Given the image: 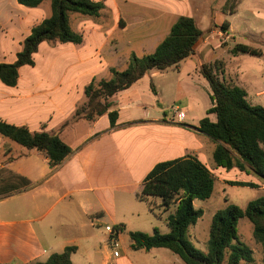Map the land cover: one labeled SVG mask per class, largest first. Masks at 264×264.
<instances>
[{
	"label": "crops",
	"instance_id": "crops-1",
	"mask_svg": "<svg viewBox=\"0 0 264 264\" xmlns=\"http://www.w3.org/2000/svg\"><path fill=\"white\" fill-rule=\"evenodd\" d=\"M92 1L105 5L100 17L82 15L72 20L82 44L44 42L33 56L34 66L19 69L16 86L0 82L1 122L31 133H56L72 150L52 169L46 155L28 151L0 134V264L46 262L68 247L77 249L72 264H83L78 255L92 248L94 234L106 232V225L124 227L117 236L119 246L125 232H147L141 204L152 197L141 200L140 195L145 178L159 163L191 157L216 182L226 184L235 177L215 164V143L199 131L205 117L217 120L215 114H207L213 102L200 67L222 62L221 75L225 73L223 60L207 62V58L227 45L232 24L228 22L225 33L223 17L220 24L209 23L206 31L199 27L204 37L194 55L177 69L153 71L110 98V112L118 113L112 127L108 114L95 121L74 119L88 103L86 87L110 80L112 68L124 71L132 54L154 53L180 17L193 18L198 26L210 19L204 5L196 7L192 0ZM51 14L50 0L37 8H26L18 0H0V64L15 63L23 42ZM136 44L143 54H122L125 46ZM59 65L62 70L56 71ZM157 78L161 85H154ZM149 81L153 82L151 90L146 88ZM166 88L175 93L173 99L167 100ZM241 88L248 99V90ZM253 97L256 102L250 104L264 107V91L255 90ZM174 106L185 112L181 122L169 113ZM105 236L106 242L95 248L104 254L101 264H132L127 255L133 250L131 240L124 256L115 258L110 235L106 232Z\"/></svg>",
	"mask_w": 264,
	"mask_h": 264
},
{
	"label": "trees",
	"instance_id": "trees-1",
	"mask_svg": "<svg viewBox=\"0 0 264 264\" xmlns=\"http://www.w3.org/2000/svg\"><path fill=\"white\" fill-rule=\"evenodd\" d=\"M44 1L46 0H18V3L26 8H37ZM50 1L51 16L32 30L31 35L23 42L16 62L0 64V82L4 85H17L19 69L34 66L33 56L42 43L82 44V35L71 28V14L98 18L105 9L103 3L92 0ZM235 1L229 0L226 10L233 11ZM228 29L229 23L225 22L221 30L225 33ZM204 35L193 18L180 17L154 53L143 57L132 54L124 71L112 68L113 77L110 80L98 84L92 82L87 86L85 95L88 103L77 111L74 119L95 121L108 114L111 126L115 127L118 113L110 112V98L128 90L153 71L177 69L182 62L194 55L195 48ZM230 53L234 56H262L261 51L242 44H237ZM222 72V62L200 67V74L210 86L213 102V107L207 114H215L217 120L212 122L209 117H205L200 122L199 131L215 143L213 159L218 167L253 172L264 180V107L250 104L243 88L223 82L220 79ZM0 134L28 151L46 155L52 169L58 168L72 154L71 148L56 133H31L27 128L0 121ZM230 184L256 186L240 182ZM215 186L213 174L196 158L157 164L145 178L140 198L146 200L158 197L166 209L174 204L177 206L175 214L169 215L166 220L170 233L164 235L157 229L153 234L131 232L129 236L132 249H167L185 264H253L254 251L239 243L238 225L241 219L247 218L253 225L254 240L264 247V196L249 202L245 209L229 204L218 211L212 219L207 253L198 250L189 239L191 227L203 216V211L196 209L195 201L211 199ZM115 228L120 232L124 230L122 225ZM76 250V247H68L61 254L51 255L46 262L30 264H72L71 256Z\"/></svg>",
	"mask_w": 264,
	"mask_h": 264
},
{
	"label": "rangeland",
	"instance_id": "rangeland-1",
	"mask_svg": "<svg viewBox=\"0 0 264 264\" xmlns=\"http://www.w3.org/2000/svg\"><path fill=\"white\" fill-rule=\"evenodd\" d=\"M228 1L229 0H192L196 7L204 5L206 16L210 19L208 23L205 21L204 24L199 25L202 30L206 31L208 26H210L209 23L220 24V22H222L220 21L221 17L224 18V21L232 24V31L226 41L227 45L223 44V47H218L215 52L208 56L207 62H213L215 58L221 61L223 60L226 63V71L224 74H220V79L227 84H237L239 87L246 88L249 94L248 101L255 104L256 101H254L253 97L255 90L264 91V0H236L234 11L225 9ZM76 16L81 17L82 15H70L71 27L74 32L76 31L74 29L75 27L72 25V20ZM107 18L108 17H106V20ZM237 44L257 49L262 52V56H251L247 54L234 56L229 51ZM129 52L143 54L141 46L137 44L125 46L122 50L123 55ZM55 70L61 71V65L56 67ZM162 81L163 85H167L165 84L167 81L163 79ZM96 84H98V82H96ZM158 84L161 85V81L157 78L154 81V85ZM152 87L153 82H147V90L153 89ZM165 96L167 100H171L174 98L175 93L166 88ZM171 103L172 101H169L165 104ZM169 113L172 114V111L170 110ZM227 171L229 173L227 176H235L230 178V180H233L232 182L230 181L224 184L217 181L211 199L207 201H195L196 209L202 210L203 216L191 227L189 239L198 250L204 253H207L208 250L212 219L218 211L223 210L229 204H234L245 209L249 202L264 196V191L261 190V187L264 186V180L262 178L249 171L243 172L238 169ZM233 182H252L256 186H234L230 184ZM141 206L146 213L145 218L142 220L145 228L144 230H147V232L143 233L152 234L154 229H157L164 235L170 233L166 220L169 215L175 214L177 207L175 204L169 209H166L162 206V200L160 198L152 197L149 203L141 204ZM147 209L149 211L148 213ZM105 234L106 232L104 230L94 234L92 248L88 247L87 252L82 251L77 257L79 261L83 264H101L104 254L102 251L95 250V248L101 247V245L106 242ZM238 237L239 243L248 246L254 251L253 264H264V247L254 240L253 225L247 218H243L239 221ZM129 243L130 236L125 232L122 236V244L119 248L122 256H124V248H128ZM127 255L129 258L131 257L132 264H185L177 255L163 248L154 249L149 252L129 250Z\"/></svg>",
	"mask_w": 264,
	"mask_h": 264
},
{
	"label": "built area",
	"instance_id": "built-area-1",
	"mask_svg": "<svg viewBox=\"0 0 264 264\" xmlns=\"http://www.w3.org/2000/svg\"><path fill=\"white\" fill-rule=\"evenodd\" d=\"M170 110L172 111V114L181 122L185 118V112L181 111V108L178 106L171 107ZM106 232L110 235L109 244L111 249L113 250V256L115 258L120 257V251H119V243L117 241V236L119 234V231L116 230L114 226L106 225L105 226Z\"/></svg>",
	"mask_w": 264,
	"mask_h": 264
}]
</instances>
